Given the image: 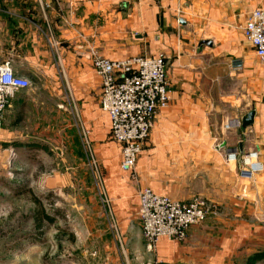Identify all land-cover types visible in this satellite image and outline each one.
Listing matches in <instances>:
<instances>
[{
	"label": "crops",
	"instance_id": "crops-1",
	"mask_svg": "<svg viewBox=\"0 0 264 264\" xmlns=\"http://www.w3.org/2000/svg\"><path fill=\"white\" fill-rule=\"evenodd\" d=\"M260 7L264 0H0V65L35 86L10 99L0 119V145H8L0 156L46 150L27 136L14 140L10 126L68 119L89 133L120 236L145 247L137 217L144 188L216 206L184 242L161 238L151 250H135L137 264H264V63L242 35L248 13ZM92 53L166 60L170 102L130 173L120 170L121 148L99 107ZM232 61L242 68L232 70ZM251 111L252 125L242 129ZM250 151L262 171L245 180L226 154Z\"/></svg>",
	"mask_w": 264,
	"mask_h": 264
},
{
	"label": "rangeland",
	"instance_id": "rangeland-1",
	"mask_svg": "<svg viewBox=\"0 0 264 264\" xmlns=\"http://www.w3.org/2000/svg\"><path fill=\"white\" fill-rule=\"evenodd\" d=\"M67 122L10 126L14 140L28 137L43 143L46 150L37 157L10 150L8 156H0V264H137L135 250L144 244L120 232L118 237L111 229L99 201L90 155L79 130ZM96 164L99 169L97 160ZM32 196L48 212L57 210L56 222L42 237L28 220L34 208Z\"/></svg>",
	"mask_w": 264,
	"mask_h": 264
},
{
	"label": "built area",
	"instance_id": "built-area-1",
	"mask_svg": "<svg viewBox=\"0 0 264 264\" xmlns=\"http://www.w3.org/2000/svg\"><path fill=\"white\" fill-rule=\"evenodd\" d=\"M242 35L260 63H264V7L250 11L242 27ZM91 67L101 81L100 110L110 121V137L121 148L120 170L130 173L143 151L158 111L166 109L170 102L169 82L166 76V60L162 54L139 55L119 60H108L95 53L91 55ZM231 69L240 70V61H232ZM32 87V82L16 75L9 63L0 65V119L15 93ZM82 145L90 155V167L96 187L105 206L111 229L119 237L110 201L104 191L103 180L90 149L88 131H80ZM226 161L238 163L239 176L250 180L262 171L256 151L241 154L227 153ZM137 217L141 235L151 250L156 242L165 238L175 243L186 240L190 227L200 225L216 208L201 197L179 202L168 196L158 195L144 188L138 193Z\"/></svg>",
	"mask_w": 264,
	"mask_h": 264
},
{
	"label": "trees",
	"instance_id": "trees-1",
	"mask_svg": "<svg viewBox=\"0 0 264 264\" xmlns=\"http://www.w3.org/2000/svg\"><path fill=\"white\" fill-rule=\"evenodd\" d=\"M13 145L17 146L20 144L13 143ZM33 145H28V147H31ZM2 146L4 148H7L8 145L3 144ZM28 192H30V190H28ZM31 202L34 205V208L28 215V220L31 222L32 228L36 231L37 235L42 237L46 231V228L56 222V216L54 215V213H57V210L55 209L54 213L48 212L44 208L41 201L35 196H32Z\"/></svg>",
	"mask_w": 264,
	"mask_h": 264
},
{
	"label": "water",
	"instance_id": "water-1",
	"mask_svg": "<svg viewBox=\"0 0 264 264\" xmlns=\"http://www.w3.org/2000/svg\"><path fill=\"white\" fill-rule=\"evenodd\" d=\"M211 41H202L200 45H211ZM254 118V112H249L247 115H245L241 120V127L242 129L249 128L252 125Z\"/></svg>",
	"mask_w": 264,
	"mask_h": 264
}]
</instances>
